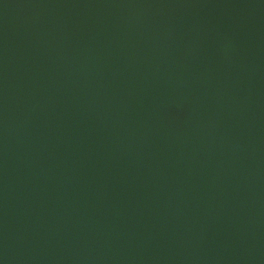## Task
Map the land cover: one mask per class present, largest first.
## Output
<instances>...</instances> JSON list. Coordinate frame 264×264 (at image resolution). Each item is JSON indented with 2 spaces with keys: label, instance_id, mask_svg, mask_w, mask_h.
I'll return each instance as SVG.
<instances>
[{
  "label": "water",
  "instance_id": "95a60500",
  "mask_svg": "<svg viewBox=\"0 0 264 264\" xmlns=\"http://www.w3.org/2000/svg\"><path fill=\"white\" fill-rule=\"evenodd\" d=\"M0 264H264V0H0Z\"/></svg>",
  "mask_w": 264,
  "mask_h": 264
}]
</instances>
